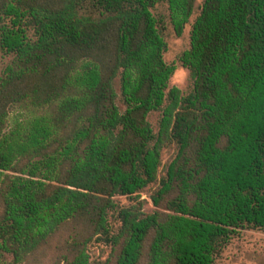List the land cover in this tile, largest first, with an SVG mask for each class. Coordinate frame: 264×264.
<instances>
[{"label": "trees", "instance_id": "obj_1", "mask_svg": "<svg viewBox=\"0 0 264 264\" xmlns=\"http://www.w3.org/2000/svg\"><path fill=\"white\" fill-rule=\"evenodd\" d=\"M160 1L182 34L196 0H0V264H91L93 241L112 246L104 264H216L264 230V0H204L188 95L169 86ZM14 106L44 112L10 125ZM117 195L134 203L114 232Z\"/></svg>", "mask_w": 264, "mask_h": 264}, {"label": "rangeland", "instance_id": "obj_2", "mask_svg": "<svg viewBox=\"0 0 264 264\" xmlns=\"http://www.w3.org/2000/svg\"><path fill=\"white\" fill-rule=\"evenodd\" d=\"M203 3L204 0H196L193 15L182 34H178L175 31L167 2L160 1L154 8H152L154 15L161 23V31L168 45L165 53V60L167 63L175 67V72L170 79L169 86L170 88H179L183 95H188L193 90L194 78L190 69L183 66L181 56L190 48V32L192 23L200 14ZM10 59L11 57L5 55L0 48V75L10 62ZM115 88L117 91V104L120 111L124 113L127 105L122 98L119 78L116 79ZM10 112V125H12L14 119L23 120L27 117L40 115L44 112V110L33 107L24 108L14 106L10 109ZM161 118L162 111H152L148 116V120L150 121L156 134L160 129ZM177 152V144L170 140H166L164 142L162 148L163 167L160 170L159 180L166 173L168 164L174 159ZM159 180L150 184L147 188L138 193L140 198L145 201L144 211L147 213L154 212L157 209L154 205L152 196L158 189ZM115 202L116 209H112L110 211L109 221L113 231L117 232L121 226V222L118 218V212L120 209L130 207L134 203V199L123 195H117L115 196ZM88 250L91 256V264H104L112 253V246L107 245L105 242L98 243L93 241L89 245ZM8 261H10V259ZM216 264H264V230L256 228L241 230V232L233 237L223 251L218 255Z\"/></svg>", "mask_w": 264, "mask_h": 264}]
</instances>
